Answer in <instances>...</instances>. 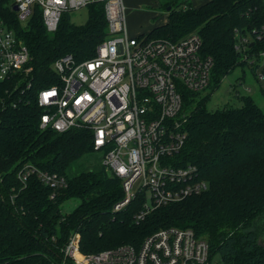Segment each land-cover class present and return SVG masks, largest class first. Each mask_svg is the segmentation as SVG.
<instances>
[{
	"label": "trees",
	"instance_id": "1",
	"mask_svg": "<svg viewBox=\"0 0 264 264\" xmlns=\"http://www.w3.org/2000/svg\"><path fill=\"white\" fill-rule=\"evenodd\" d=\"M182 3L168 0L163 6L166 22L147 37L177 41L196 31L201 54L213 61L210 91L247 62L234 49L235 32L251 37L248 58L264 51V34L257 39L264 27V0H208L198 7ZM87 8L83 25L63 15L56 32L49 34L38 7L23 25L10 0H0V16L30 55L28 73L0 81V264H59L60 250L74 232L80 252L92 254L122 244L139 248L148 236L167 228H190L206 238L211 261L218 257L220 264H264L259 245L264 243V113L250 96L241 97L239 107L208 111L207 95L195 103L191 98L199 93L184 95L187 139L174 162L197 167L209 185L201 195L154 209L136 222L141 196L113 211L123 196L117 177L102 170L67 176L71 165L92 151L91 134L41 129L37 95L59 84L52 69L55 60L65 55L76 62L92 58L105 39L102 4ZM25 164L64 176L66 188L54 191L35 175L22 184L17 172ZM73 198L78 205L61 214V204Z\"/></svg>",
	"mask_w": 264,
	"mask_h": 264
},
{
	"label": "built area",
	"instance_id": "2",
	"mask_svg": "<svg viewBox=\"0 0 264 264\" xmlns=\"http://www.w3.org/2000/svg\"><path fill=\"white\" fill-rule=\"evenodd\" d=\"M10 2L17 7L13 10L23 25L38 7L49 34L56 32L65 13L102 4L107 34L95 55L81 62L71 55L55 60L52 69L59 84L39 91L37 102L42 109L41 129L90 132L92 151L102 153L101 165L121 181L123 196L113 211L124 209L141 196L140 211L134 216L139 222L154 209L208 190L196 166H178L174 162L187 139L184 95L205 90L213 66L212 59L201 54V39L196 31L177 41L131 36L123 0ZM263 34L264 27L257 39ZM235 37L234 49L245 60L262 59V70L256 73V79L264 81V51L248 58L251 38L238 32ZM29 60L26 46L0 16V81L28 73ZM32 175L54 191L67 186L64 176L31 164L17 172L22 184ZM209 250L207 239L196 236L192 229L167 228L148 236L139 248L122 244L83 254L79 234L74 232L60 250L63 260L59 264L66 260L72 264H220L209 259Z\"/></svg>",
	"mask_w": 264,
	"mask_h": 264
},
{
	"label": "rangeland",
	"instance_id": "3",
	"mask_svg": "<svg viewBox=\"0 0 264 264\" xmlns=\"http://www.w3.org/2000/svg\"><path fill=\"white\" fill-rule=\"evenodd\" d=\"M168 0H123L126 11V25L131 36L147 35L153 28L161 26L166 22L167 11L163 7ZM184 0H179V6H184ZM186 1V0H185ZM193 7H198L208 0H188ZM70 23L83 25L88 17V8L83 7L64 14ZM250 37V36H249ZM251 38V37H250ZM255 62L252 64L251 62ZM262 59H248L243 65L237 66L227 74L220 85L214 90L207 87L194 95L191 99L198 101L207 95L209 98L206 108L215 111L224 106L239 107L242 105L241 97L250 96L259 109L264 113V81L256 79V73L262 70ZM259 65V66H258ZM102 153L91 151L79 158L67 170V176H76L80 172L102 170L106 175L108 171L103 170ZM79 203L76 198L64 201L60 206L61 214L71 212ZM218 259V257H216ZM216 258L213 261H216ZM214 264V262H213Z\"/></svg>",
	"mask_w": 264,
	"mask_h": 264
},
{
	"label": "water",
	"instance_id": "4",
	"mask_svg": "<svg viewBox=\"0 0 264 264\" xmlns=\"http://www.w3.org/2000/svg\"><path fill=\"white\" fill-rule=\"evenodd\" d=\"M170 7L167 8V10H169ZM13 9L16 11L17 7L14 6ZM259 245L262 246L264 248V243H262L261 241H259Z\"/></svg>",
	"mask_w": 264,
	"mask_h": 264
},
{
	"label": "snow or ice",
	"instance_id": "5",
	"mask_svg": "<svg viewBox=\"0 0 264 264\" xmlns=\"http://www.w3.org/2000/svg\"><path fill=\"white\" fill-rule=\"evenodd\" d=\"M45 95H46V96H48V95H53V93H46Z\"/></svg>",
	"mask_w": 264,
	"mask_h": 264
}]
</instances>
